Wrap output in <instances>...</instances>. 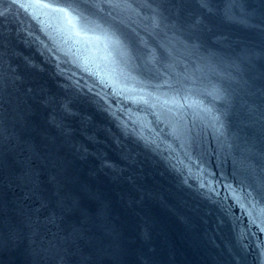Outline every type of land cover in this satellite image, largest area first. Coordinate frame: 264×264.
I'll return each instance as SVG.
<instances>
[{"label": "water", "instance_id": "water-1", "mask_svg": "<svg viewBox=\"0 0 264 264\" xmlns=\"http://www.w3.org/2000/svg\"><path fill=\"white\" fill-rule=\"evenodd\" d=\"M52 4L111 264H264V0Z\"/></svg>", "mask_w": 264, "mask_h": 264}, {"label": "snow or ice", "instance_id": "snow-or-ice-1", "mask_svg": "<svg viewBox=\"0 0 264 264\" xmlns=\"http://www.w3.org/2000/svg\"><path fill=\"white\" fill-rule=\"evenodd\" d=\"M172 6L177 9V24L183 28L180 22V12L188 6L190 0H170ZM201 8H210L211 0H195ZM0 15H3L0 12ZM203 18L196 21V24L191 26L189 40L200 41L204 39V35L197 27L202 24ZM262 26V25H261ZM242 90L252 98V122L246 126V134L262 146V154H264V72L259 76L250 77L243 81ZM32 89H28L30 93ZM4 102V85L0 83V109L3 108ZM39 106L37 104L27 105L21 113L18 114L17 122L22 128H27L29 118L35 117L38 113ZM2 123V122H0ZM3 134V129L0 128V135ZM17 143H23L20 136L16 137ZM29 151H35L34 145H28Z\"/></svg>", "mask_w": 264, "mask_h": 264}, {"label": "clouds", "instance_id": "clouds-1", "mask_svg": "<svg viewBox=\"0 0 264 264\" xmlns=\"http://www.w3.org/2000/svg\"><path fill=\"white\" fill-rule=\"evenodd\" d=\"M63 262H64V258H63V257H61V264H63Z\"/></svg>", "mask_w": 264, "mask_h": 264}]
</instances>
